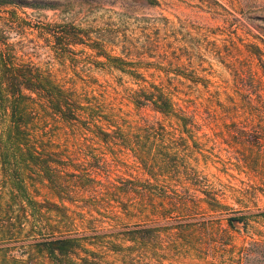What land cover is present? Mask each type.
Segmentation results:
<instances>
[{
    "label": "rangeland",
    "instance_id": "rangeland-1",
    "mask_svg": "<svg viewBox=\"0 0 264 264\" xmlns=\"http://www.w3.org/2000/svg\"><path fill=\"white\" fill-rule=\"evenodd\" d=\"M0 41L75 102L30 128L93 179L26 184L37 213L0 165V264H51L52 227L103 264H264V0H0Z\"/></svg>",
    "mask_w": 264,
    "mask_h": 264
},
{
    "label": "trees",
    "instance_id": "trees-1",
    "mask_svg": "<svg viewBox=\"0 0 264 264\" xmlns=\"http://www.w3.org/2000/svg\"><path fill=\"white\" fill-rule=\"evenodd\" d=\"M3 45L0 41V117H3L0 125H4L0 132L2 175L21 201L36 207L34 212L39 213L42 205L30 200L26 184H88L93 179L90 172L79 169L68 177L61 175L58 168L63 169L66 162L53 158L34 140L35 134L30 128L36 114L33 108L44 106L53 116L67 123L78 119L79 108L49 76L31 66L16 63L15 57L4 50ZM151 103L162 113L170 110L167 100H152ZM58 209L56 205L48 204L47 210ZM50 229L47 234H41L39 229V238L34 245L51 264H103L102 257L86 249L81 238L56 234V228ZM147 231L127 230L123 235L136 241L143 239Z\"/></svg>",
    "mask_w": 264,
    "mask_h": 264
}]
</instances>
